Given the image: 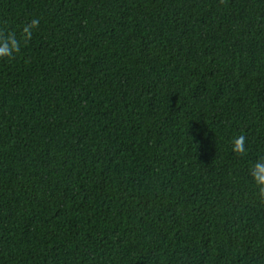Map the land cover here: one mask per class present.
I'll return each mask as SVG.
<instances>
[{
  "label": "trees",
  "instance_id": "1",
  "mask_svg": "<svg viewBox=\"0 0 264 264\" xmlns=\"http://www.w3.org/2000/svg\"><path fill=\"white\" fill-rule=\"evenodd\" d=\"M32 19L0 58V264H264V0H0Z\"/></svg>",
  "mask_w": 264,
  "mask_h": 264
},
{
  "label": "clouds",
  "instance_id": "2",
  "mask_svg": "<svg viewBox=\"0 0 264 264\" xmlns=\"http://www.w3.org/2000/svg\"><path fill=\"white\" fill-rule=\"evenodd\" d=\"M224 0H221L223 3ZM39 27V20L27 22L19 35L12 30L0 29V58H11L21 51L22 43L26 45L32 38L33 31ZM232 151L244 156L247 153L246 137L240 135L233 138ZM248 175L255 185L261 201H264V155L258 156L248 170Z\"/></svg>",
  "mask_w": 264,
  "mask_h": 264
}]
</instances>
